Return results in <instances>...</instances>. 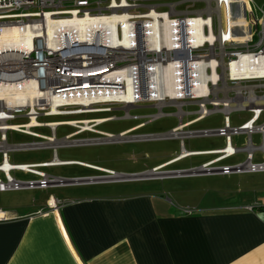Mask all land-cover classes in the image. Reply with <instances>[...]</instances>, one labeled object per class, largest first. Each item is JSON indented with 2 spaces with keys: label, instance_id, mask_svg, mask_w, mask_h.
I'll list each match as a JSON object with an SVG mask.
<instances>
[{
  "label": "built area",
  "instance_id": "built-area-1",
  "mask_svg": "<svg viewBox=\"0 0 264 264\" xmlns=\"http://www.w3.org/2000/svg\"><path fill=\"white\" fill-rule=\"evenodd\" d=\"M197 2L202 5L197 6ZM113 15L125 18L126 28L118 22L114 31L117 38L128 35L133 39L132 50L111 44L114 31L104 26L92 31L91 35L87 30L85 42L76 36L66 37L68 32L59 30L53 37L44 36L42 32L40 35L31 34L30 43L0 45V172L3 176L0 177V191L46 188L62 182L63 177L38 170L49 166L46 161L9 162L10 152L32 146L31 143H10L9 132L38 137L41 135L32 129L43 125L39 115H72L68 112L79 109V105L65 104L58 105L54 113H51L50 105L43 109L36 106L35 111L30 105L10 103L1 96L6 92L14 94V88L31 80L33 72H36L40 86H44L45 73L64 75L54 85L56 90L60 86L94 82L87 78V73L97 68L106 69L109 72L102 74L101 80L119 82V89L125 91L127 81L107 76L129 66L136 72L131 82L135 95L132 105L153 104L157 108L153 115L150 114L153 118L171 115L163 111L165 106L175 107L176 112L186 116L191 123L205 119L214 111L223 113L222 126L187 132L191 136L219 135L224 138L222 147L194 150L198 154L214 153L212 151L219 154L201 167L219 168L222 173L264 171V141L258 147L251 141L255 132L264 137V0H0V34L34 20L46 24L48 19L110 18ZM52 39L55 45L51 46L48 41ZM70 44L76 46L70 48ZM69 71H77L82 76L69 77ZM158 84L163 90L160 98H154L158 95L152 86ZM91 91L94 95V89ZM100 103L125 104L119 99H108L94 101L92 106L96 108ZM186 106L194 108L187 110ZM236 109H245L250 116L233 126L229 114ZM31 115H35L38 125L26 126L31 122ZM22 117L26 120L15 121ZM248 122L250 126L244 128ZM241 132L249 136V141L243 147L234 146L232 136ZM230 144L232 150L227 151ZM256 149L262 150L260 162L253 160ZM241 151L247 152L244 162L217 164ZM6 160L8 167L1 168ZM12 170L34 174L38 178H16L11 175ZM113 174L114 171L110 170L101 177ZM56 202L60 203L59 200ZM244 208L252 210L253 205ZM195 209L181 208L188 214Z\"/></svg>",
  "mask_w": 264,
  "mask_h": 264
},
{
  "label": "rangeland",
  "instance_id": "rangeland-1",
  "mask_svg": "<svg viewBox=\"0 0 264 264\" xmlns=\"http://www.w3.org/2000/svg\"><path fill=\"white\" fill-rule=\"evenodd\" d=\"M196 5L200 6L202 3L197 2ZM96 108L101 109L82 113L76 111L78 114L52 117L44 114L39 115V120L44 124L52 120H70L73 123H63L57 126L42 125L33 128L34 133L41 135L38 137L20 132H9L10 143L32 144L31 148L10 152L9 162L15 164L37 163L58 158L71 160L72 163L47 166L42 169L38 168V170L45 171L50 176L65 178L106 174V171L97 169L100 167L113 170L114 174L109 178L100 177L103 181L99 184L62 185L58 183L46 188L3 191L0 192V207L7 208L13 204L29 206L42 197H47L50 193L58 198H64L81 193L154 190L158 194H164L165 197H168L170 203L176 204L174 202H177L181 206L195 204L197 207L198 204L203 207H223L255 201L264 203L263 170L168 177L171 175L167 172L198 167L219 156L218 153L194 154L174 160L182 150H207L224 146L222 136H191L187 133L192 130L213 129L222 126L223 113L221 111L211 112L205 119L191 123L186 116L181 115V118L173 106L163 107V111L171 113V115L161 118L152 117V113L156 112L157 108L151 103L147 104V102L131 106L123 103H100L96 105ZM184 108L190 110L194 106ZM229 116L231 125L237 126L247 119L250 113L245 109H236L231 110ZM98 117H107L108 119L101 123L97 121L79 122L85 119L96 120ZM25 120L26 118L22 117L15 121L23 122ZM181 125V129L177 132L185 133L172 134L170 132ZM106 133L113 136L107 137ZM121 133L122 135H119ZM47 137H55L56 142L49 143ZM248 141L249 136L243 132L232 136L233 145L237 147L245 146ZM251 141L254 146L258 147L264 141V137L261 133L255 132L251 136ZM246 154V151H241L235 156L219 161L217 164L244 162ZM253 158L255 162H260L262 150L256 149L253 152ZM159 166L161 168L157 170V174L147 178L109 180L118 173L122 175L124 173L150 172ZM162 172L166 173L162 174ZM10 173L20 179L32 177L31 174L19 170H12ZM0 177H3L1 172ZM56 204L58 205V202Z\"/></svg>",
  "mask_w": 264,
  "mask_h": 264
},
{
  "label": "crops",
  "instance_id": "crops-1",
  "mask_svg": "<svg viewBox=\"0 0 264 264\" xmlns=\"http://www.w3.org/2000/svg\"><path fill=\"white\" fill-rule=\"evenodd\" d=\"M174 203L154 190L0 207V264H264V203Z\"/></svg>",
  "mask_w": 264,
  "mask_h": 264
},
{
  "label": "bare ground",
  "instance_id": "bare-ground-1",
  "mask_svg": "<svg viewBox=\"0 0 264 264\" xmlns=\"http://www.w3.org/2000/svg\"><path fill=\"white\" fill-rule=\"evenodd\" d=\"M125 18L123 16L119 15H113L110 18H90V17H83V18H77V17H72V18H67L65 20H51L48 19L47 23H41L40 21L34 20L30 21L29 24H25L24 26L19 25V27L10 29V30H4L0 34V45H6V44H13L17 45L20 43H30V35H40L41 32L43 33L44 36L47 37H53L55 33H57L59 30H64L68 32L66 37H71V36H76L79 38V41L85 42L87 39V30L90 31L88 33L91 35V32L99 29L101 27H111V29L114 31L116 24L120 22L123 25V28H126V23H125ZM93 29V30H91ZM126 30V29H124ZM74 34V35H73ZM111 44L114 46H125V49L132 50L133 45H132V38L128 37V35H125L123 39L117 38L115 31L111 33ZM55 40L52 39L49 42V45H55ZM76 45L70 44V48L75 47ZM121 48V47H120ZM104 69V68H102ZM67 71V70H66ZM69 71L67 73L69 77H74L78 78L81 77V73L72 72ZM107 71L106 69L101 70L100 68H97L96 70H90L87 73V78H89L91 81L94 82H81V83H75L70 86H60V87H55L54 85L57 84L58 82L61 81V76L63 77L64 75L60 76H55V75H49L47 73L44 74L43 77V82L44 86H40V80L37 79V74L36 72H33L31 80H27L24 82L22 85H18L14 88L15 93L10 94L9 92L3 93L1 96L5 99H7L10 103H17L18 105L23 104V105H30V107H33L36 111V106L38 108L43 109L45 106L50 105L51 107V113L57 112V106L58 105H79L78 110H71L68 113L73 114L77 112H89V111H94L96 108L92 106V103L95 101H104L108 99H119L124 101V103L127 106H131L132 102L134 101V90H133V84L131 83L133 80V77H135V71L129 67L125 66L123 69L120 70H114L112 73H110L107 77H113L118 79L121 77L124 79L126 82V89L125 91H122L119 82H110V81H104L101 80V75L105 74ZM84 83V84H83ZM153 91H157L155 94H157V97L154 98H160V93L163 89L160 88V85L158 84L157 86H152ZM159 87V88H158ZM92 89H94V95L92 94ZM7 90H11V88H8ZM106 90H109L106 92ZM160 90V92L158 91ZM166 91L170 92L169 88H166ZM97 100H96V99ZM153 98V97H152ZM72 109L74 107H71ZM101 109V108H100ZM99 109V110H100ZM108 119L107 117H98L96 120H81L79 122H84V123H89L90 121H97L98 123H101L102 121H105ZM38 120L35 119V115H31V122L30 124H27L26 126L29 125H38ZM76 122V121H75ZM63 123L67 124H72L73 121L70 120H63V121H48L47 123H43V125L46 126H57L61 125ZM97 123V124H98ZM25 126V127H26ZM250 126V122H248L246 125H244V128H248ZM182 125L178 127L177 129H173L170 132L172 134H181L185 132H177L180 130ZM107 137H112L113 135L110 133L105 134ZM122 135V133L120 134ZM47 140L49 143H55L56 139L55 137H47ZM185 149V148H184ZM227 151L232 150V145H228ZM212 152H217V151H212ZM198 154V152L195 151H190V150H182L181 153L179 154L178 157L174 160H179L183 159L186 156L189 155H194ZM67 163H72L71 160H61L58 158H54L51 161H46V165H57V164H67ZM86 166L97 168L96 166L82 163ZM9 163L8 160L5 161L3 167L6 169L8 167ZM161 166L156 167L152 170H150V175H155L157 174V170H159ZM99 170H103L106 172H110V169L106 168H97ZM163 174V173H162ZM112 175L105 176L107 178L111 177ZM115 177H127L126 175H120L117 174ZM102 178V177H101ZM52 204H54V199L52 198L50 201ZM1 214V213H0Z\"/></svg>",
  "mask_w": 264,
  "mask_h": 264
},
{
  "label": "water",
  "instance_id": "water-1",
  "mask_svg": "<svg viewBox=\"0 0 264 264\" xmlns=\"http://www.w3.org/2000/svg\"><path fill=\"white\" fill-rule=\"evenodd\" d=\"M120 135V134H119ZM234 171V169H233ZM217 172H222L221 169L219 168H203L201 166L198 167H192L189 169H182L178 171H172V172H167L171 176H188V175H196V174H206V173H217ZM166 173V172H162ZM121 174V173H118ZM122 175H126L127 177H122V178H110L109 180H117V179H122V180H134V179H143L147 178L150 175V172H138V173H124ZM101 176H83V177H78V178H62V182L60 184L62 185H67V184H83V183H91V182H100L103 181L100 179Z\"/></svg>",
  "mask_w": 264,
  "mask_h": 264
},
{
  "label": "trees",
  "instance_id": "trees-1",
  "mask_svg": "<svg viewBox=\"0 0 264 264\" xmlns=\"http://www.w3.org/2000/svg\"><path fill=\"white\" fill-rule=\"evenodd\" d=\"M259 208H264V206H259Z\"/></svg>",
  "mask_w": 264,
  "mask_h": 264
}]
</instances>
